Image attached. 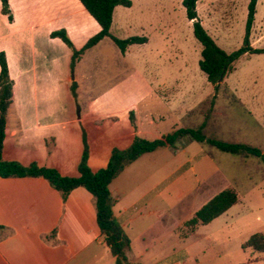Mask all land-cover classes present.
<instances>
[{
	"label": "rangeland",
	"instance_id": "374dc122",
	"mask_svg": "<svg viewBox=\"0 0 264 264\" xmlns=\"http://www.w3.org/2000/svg\"><path fill=\"white\" fill-rule=\"evenodd\" d=\"M248 1L196 3L205 30L226 52L242 45ZM130 2L129 7L114 8L109 32L120 39L145 36L147 41L129 45L124 54L105 37L85 50L71 71L72 50L56 37L70 52L64 101L73 103L84 124L104 120L111 140L99 142L91 168L103 167L113 147H127L130 139L126 137L137 126L142 133L148 128L147 139L179 127L202 126L207 137L245 143L264 153V52L239 56L215 91L199 69L201 45L193 36L181 0ZM82 11L78 31L64 28L76 49L98 30L95 20ZM249 43L264 49V0H257ZM111 185L113 196L117 195L112 210L126 206L133 214L137 211L132 203L148 192L152 214L129 228L134 237L153 222L155 242L138 264L168 255L173 247L177 251L182 240L191 259L178 264H264V251L243 247L253 233L264 234V163L260 158L224 152L187 136L174 148L143 154ZM226 188L237 193L236 204L193 231L184 225L202 204ZM150 255L153 258L146 261Z\"/></svg>",
	"mask_w": 264,
	"mask_h": 264
},
{
	"label": "crops",
	"instance_id": "0c3cea01",
	"mask_svg": "<svg viewBox=\"0 0 264 264\" xmlns=\"http://www.w3.org/2000/svg\"><path fill=\"white\" fill-rule=\"evenodd\" d=\"M8 4L12 20L0 12V50L5 52L13 80V99L6 113L1 157L22 165L35 162L63 176H78L83 131L90 168L99 142L111 140L106 136L104 120H86L84 124L81 114H75L73 103L64 101L70 52L49 34L60 27L78 31L83 24V6L78 0H8ZM83 124L84 129L80 127ZM140 128L137 126L126 139L131 142L137 133L144 137L148 128L144 133ZM112 181L109 190L116 200ZM147 196V191L142 192L132 203L135 214L126 206L122 210L113 207L117 222L130 239L129 264L148 255L155 242L153 222L134 237L129 233L131 224L146 221L153 212L148 210ZM0 225L4 227L0 231V264H116L101 239L93 196L83 187L74 188L63 200L42 177L0 176ZM182 243L168 255L154 259L150 255L145 259H152L147 264L185 263L191 253Z\"/></svg>",
	"mask_w": 264,
	"mask_h": 264
},
{
	"label": "trees",
	"instance_id": "16d2710c",
	"mask_svg": "<svg viewBox=\"0 0 264 264\" xmlns=\"http://www.w3.org/2000/svg\"><path fill=\"white\" fill-rule=\"evenodd\" d=\"M78 1L96 21L99 30L90 36L80 49H76L73 46L64 28L52 30L49 34L50 37H58L72 50L70 63L71 71L73 70L75 61L80 58L82 53L105 37L111 38L122 54L125 53L129 45L142 44L147 41L145 36H130L120 39L111 35L109 32L114 8L117 5L129 7L131 5L130 0ZM197 1L198 0H181V4L184 8L186 18L191 21L193 36L201 45L200 59L198 60L199 69L205 74L206 80L216 91L225 76L233 70V63L239 56L244 53L264 52V49L252 48L249 43L250 30L254 21L257 0L248 1L243 42L238 49L231 52H226L220 48L205 30L197 15ZM0 3L1 14L6 15L7 19L11 21L12 12L9 8L8 0H0ZM72 82V88H75V82ZM12 97L13 80L9 76L5 52L0 50V176L42 177L46 179L54 189L61 193L63 200L66 199L67 195L74 188H85L94 199L96 219L101 239L109 248L111 255L115 257L116 264H129L127 252L130 249V239L113 214L112 206L116 200L111 196L109 184L141 155L153 152L159 148H174L182 138L188 136L193 141L205 142L224 152L258 157L264 163V153H262L258 147L245 143H231L207 137L203 133L201 126L198 128L179 127L153 139L135 135L127 147H113L111 149L105 166L97 170H92L88 165V144L83 132L82 153L77 167L78 176H63L60 175L56 169L39 166L35 162L22 165L17 161H6L2 159L1 151L5 137L6 113L12 103ZM130 122L133 124L132 113H130ZM237 202L238 196L233 189H223L202 204L194 212L192 217L184 221V225L193 231L197 226L208 224ZM3 228L4 227L0 225V231ZM243 247H252L259 252L264 251V234L262 232L253 233L243 243Z\"/></svg>",
	"mask_w": 264,
	"mask_h": 264
}]
</instances>
